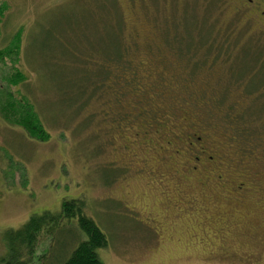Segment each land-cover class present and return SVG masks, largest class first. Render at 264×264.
I'll list each match as a JSON object with an SVG mask.
<instances>
[{
	"label": "rangeland",
	"instance_id": "374dc122",
	"mask_svg": "<svg viewBox=\"0 0 264 264\" xmlns=\"http://www.w3.org/2000/svg\"><path fill=\"white\" fill-rule=\"evenodd\" d=\"M0 3V50L22 30L27 77L10 87L15 58L0 62V108L30 100L49 136L31 138L0 112V263L9 230L72 200L107 236L103 264L228 257L220 239L248 216L197 209L264 208V21L251 15L264 0ZM168 141L185 154L165 150ZM193 142L213 163L194 162ZM56 229L38 247L50 264L87 240L77 218ZM226 242L235 258L238 245Z\"/></svg>",
	"mask_w": 264,
	"mask_h": 264
},
{
	"label": "trees",
	"instance_id": "16d2710c",
	"mask_svg": "<svg viewBox=\"0 0 264 264\" xmlns=\"http://www.w3.org/2000/svg\"><path fill=\"white\" fill-rule=\"evenodd\" d=\"M7 9L5 4L0 3L1 18L4 16ZM21 32L18 34L16 33L7 47L0 50V62L3 63L6 62V60L15 58L13 70L7 78L10 87H17L27 80L24 72L17 66L20 60L22 44ZM214 48L215 46L212 45L208 48V51H212ZM227 48L228 47H223L222 49L225 50ZM113 56L114 60L119 59L118 56ZM109 57H111V55ZM255 60H257V58H255ZM237 64L241 66L240 62ZM262 70L258 73L257 80L259 81H262L264 78V70ZM252 82L255 81L252 80ZM1 103L0 101V105ZM0 112L9 123L22 127L31 138L37 140H46L49 138L41 118L35 109V105L30 100H19L13 97L10 101L3 102ZM62 207L63 211L61 214L56 215L50 212H44L40 215H33L29 221L19 229L9 230L5 235L8 256L3 259L0 264H50V258L48 260L50 249L47 248L41 252L38 251L40 238L43 234L53 235L55 238L56 228L59 226L60 222L63 219L70 220L72 218L78 219L79 229L87 235V240L81 241L70 253L69 257L66 258L65 256L59 263L103 264L99 259L97 251L108 246V239L96 223L83 213L84 203L77 200L64 201Z\"/></svg>",
	"mask_w": 264,
	"mask_h": 264
},
{
	"label": "flooded vegetation",
	"instance_id": "af4514ba",
	"mask_svg": "<svg viewBox=\"0 0 264 264\" xmlns=\"http://www.w3.org/2000/svg\"><path fill=\"white\" fill-rule=\"evenodd\" d=\"M249 2H253V0H249ZM252 5V4H251ZM253 8H251V15H261L260 18L262 21H264V5L259 4V5H252ZM199 140H201L200 137H198ZM197 140V139H196ZM166 148L165 150L171 149L173 153L176 156H180L182 154H185V151L183 150H177L173 149V145L171 144L170 141L166 143ZM190 150H194L195 147V142L190 143L189 145ZM200 154L195 155L194 157V162H199L201 161V156L203 154H206V157L204 158V161H206V165L213 163V157L209 155L208 151H204V147H201L200 149L196 148ZM220 164H225L223 162H219ZM197 166H193V170H197ZM224 176L221 174L219 179H223ZM234 190L237 192L240 191L241 193L246 190V183H236V186L234 187ZM179 199V198H178ZM263 203H264V198ZM186 200L185 198H182L183 202ZM189 201H197V198H191L187 199ZM184 204V203H182ZM187 205V204H185ZM198 212H204L208 213L210 215H233V216H248L246 219H238L236 221V224L239 222H248L247 226L245 229H243L240 225L234 226V228H237L236 231H233V228L230 231L229 235H224L221 237V243L227 245L228 243L226 241H230L233 243H236L238 247H241L243 243L246 241V244H248V250L247 251H238L236 252L237 255L236 257L245 262L246 264H264V208H212V209H197ZM255 216H263L261 218H256V219H251L255 218ZM250 219V220H249ZM152 221V219H150ZM247 220V221H245ZM252 220V221H251ZM236 239H240L243 241V243H238ZM253 249V250H252ZM232 252V251H231Z\"/></svg>",
	"mask_w": 264,
	"mask_h": 264
},
{
	"label": "crops",
	"instance_id": "0c3cea01",
	"mask_svg": "<svg viewBox=\"0 0 264 264\" xmlns=\"http://www.w3.org/2000/svg\"><path fill=\"white\" fill-rule=\"evenodd\" d=\"M220 241H221V239H220ZM219 249L223 250L226 254H228V257H226V256L223 255V257H216V258L210 259V261H216L219 264L220 263L221 264H230L231 261L237 262L239 264H246L245 262L239 260L237 257L233 258V255H230L229 256V254H232V252H230L231 250L230 251H227V249L225 247V244H223V243L220 242V248ZM247 250H248V244H247V248L244 245H242L241 247L238 248V251H240V252L247 251Z\"/></svg>",
	"mask_w": 264,
	"mask_h": 264
}]
</instances>
